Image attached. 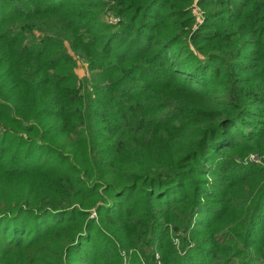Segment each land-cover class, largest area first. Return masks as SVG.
<instances>
[{"label":"trees","instance_id":"obj_1","mask_svg":"<svg viewBox=\"0 0 264 264\" xmlns=\"http://www.w3.org/2000/svg\"><path fill=\"white\" fill-rule=\"evenodd\" d=\"M122 253L264 264V0H0V264Z\"/></svg>","mask_w":264,"mask_h":264},{"label":"rangeland","instance_id":"obj_2","mask_svg":"<svg viewBox=\"0 0 264 264\" xmlns=\"http://www.w3.org/2000/svg\"><path fill=\"white\" fill-rule=\"evenodd\" d=\"M195 13L197 14V11H195ZM108 19L110 21H112L113 20V16L112 15L108 16ZM115 19H118V18H115ZM75 72H76V74H77V76H78L79 79H83V77L85 76V72H86V66H85V64L83 62H81V61H78ZM248 159L250 161H260V160L262 161L263 160L261 157L259 158V157H256L254 155H248L247 160ZM90 217L98 220V216L95 213H91V216ZM99 226H100V224H97L96 223L95 228H98ZM173 241H174V243L176 245H178V241L177 240L174 239ZM122 254H123V259L127 261L126 264H129L128 263V256L126 254H124V253H122ZM97 255L101 259L108 260L111 257V250H109L107 248L100 247ZM131 256L132 255H129L130 258H131ZM143 257L144 256H142V258H141V260H143V263L144 264H149L148 262L145 261V259ZM72 263L74 264L75 261L72 260ZM155 263L160 264L157 256H156V259H155Z\"/></svg>","mask_w":264,"mask_h":264},{"label":"built area","instance_id":"obj_3","mask_svg":"<svg viewBox=\"0 0 264 264\" xmlns=\"http://www.w3.org/2000/svg\"><path fill=\"white\" fill-rule=\"evenodd\" d=\"M113 22H118V19H114Z\"/></svg>","mask_w":264,"mask_h":264}]
</instances>
